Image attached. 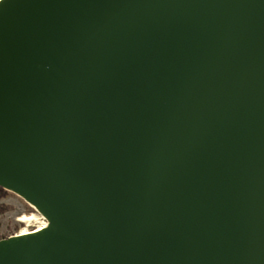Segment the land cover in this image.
<instances>
[{
  "label": "water",
  "instance_id": "water-1",
  "mask_svg": "<svg viewBox=\"0 0 264 264\" xmlns=\"http://www.w3.org/2000/svg\"><path fill=\"white\" fill-rule=\"evenodd\" d=\"M0 186V264H264V0H0Z\"/></svg>",
  "mask_w": 264,
  "mask_h": 264
},
{
  "label": "rangeland",
  "instance_id": "rangeland-1",
  "mask_svg": "<svg viewBox=\"0 0 264 264\" xmlns=\"http://www.w3.org/2000/svg\"><path fill=\"white\" fill-rule=\"evenodd\" d=\"M1 203L7 205V210L0 211V240L19 233L26 226L24 222L19 220L21 215L36 213L40 216V222L28 226L29 229H34L40 224L46 223V219L28 201L13 191H9L1 199Z\"/></svg>",
  "mask_w": 264,
  "mask_h": 264
},
{
  "label": "bare ground",
  "instance_id": "bare-ground-1",
  "mask_svg": "<svg viewBox=\"0 0 264 264\" xmlns=\"http://www.w3.org/2000/svg\"><path fill=\"white\" fill-rule=\"evenodd\" d=\"M19 220L24 222L26 224L25 227H23L19 233H21L22 235H27L29 234L31 231L33 232H37L41 229H43L46 225V223L44 224H40V226L34 228V229H29L28 226L30 225H34V224H38V222H40V216L37 215L36 213H31V214H24V215H21L19 217Z\"/></svg>",
  "mask_w": 264,
  "mask_h": 264
},
{
  "label": "trees",
  "instance_id": "trees-1",
  "mask_svg": "<svg viewBox=\"0 0 264 264\" xmlns=\"http://www.w3.org/2000/svg\"><path fill=\"white\" fill-rule=\"evenodd\" d=\"M9 190L4 189L0 186V211L4 212L7 210V205L1 203V199L4 198L8 194Z\"/></svg>",
  "mask_w": 264,
  "mask_h": 264
}]
</instances>
